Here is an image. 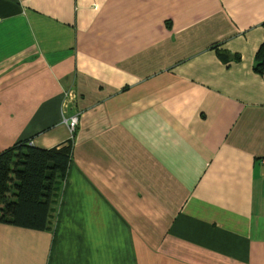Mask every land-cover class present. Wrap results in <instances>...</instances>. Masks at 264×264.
Instances as JSON below:
<instances>
[{
	"label": "crops",
	"instance_id": "1",
	"mask_svg": "<svg viewBox=\"0 0 264 264\" xmlns=\"http://www.w3.org/2000/svg\"><path fill=\"white\" fill-rule=\"evenodd\" d=\"M263 22L264 0H0V151L70 141L48 228L0 222V264H264Z\"/></svg>",
	"mask_w": 264,
	"mask_h": 264
},
{
	"label": "trees",
	"instance_id": "2",
	"mask_svg": "<svg viewBox=\"0 0 264 264\" xmlns=\"http://www.w3.org/2000/svg\"><path fill=\"white\" fill-rule=\"evenodd\" d=\"M263 48L264 40L255 54L259 59L255 70L264 63ZM69 157L70 141L50 148L17 141L0 151V222L35 230L48 228Z\"/></svg>",
	"mask_w": 264,
	"mask_h": 264
},
{
	"label": "built area",
	"instance_id": "3",
	"mask_svg": "<svg viewBox=\"0 0 264 264\" xmlns=\"http://www.w3.org/2000/svg\"><path fill=\"white\" fill-rule=\"evenodd\" d=\"M63 121L65 122L69 131H72L77 123V115L76 114L70 115L67 118H63Z\"/></svg>",
	"mask_w": 264,
	"mask_h": 264
}]
</instances>
